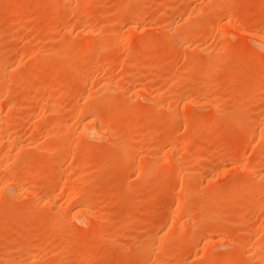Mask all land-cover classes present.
Segmentation results:
<instances>
[{
	"label": "rangeland",
	"instance_id": "rangeland-1",
	"mask_svg": "<svg viewBox=\"0 0 264 264\" xmlns=\"http://www.w3.org/2000/svg\"><path fill=\"white\" fill-rule=\"evenodd\" d=\"M0 264H264V0H0Z\"/></svg>",
	"mask_w": 264,
	"mask_h": 264
},
{
	"label": "bare ground",
	"instance_id": "bare-ground-1",
	"mask_svg": "<svg viewBox=\"0 0 264 264\" xmlns=\"http://www.w3.org/2000/svg\"><path fill=\"white\" fill-rule=\"evenodd\" d=\"M89 31H90V30H89ZM122 41H123V40H122ZM95 44H96V43H95ZM84 47H85V46H84ZM93 48H94V47H93ZM87 106H88V105H87ZM87 106H86V107H87ZM84 109H85V108H84ZM87 109H88V107H87ZM79 110H80V109H79ZM81 112H82V111H81ZM77 113H78V112H77ZM77 113H76V114H77ZM95 127H96V126H95ZM100 129H101V128H100ZM99 133H101V132H99ZM100 135H101V134H100ZM14 139H15V138H14ZM177 209H178V208H177ZM180 212H181V209H180ZM180 212H178V213H180ZM55 252H56V251H55Z\"/></svg>",
	"mask_w": 264,
	"mask_h": 264
}]
</instances>
